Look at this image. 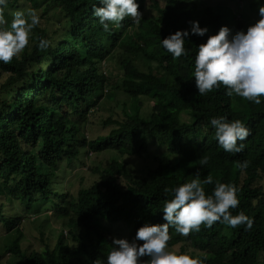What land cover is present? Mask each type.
<instances>
[{
  "label": "trees",
  "instance_id": "1",
  "mask_svg": "<svg viewBox=\"0 0 264 264\" xmlns=\"http://www.w3.org/2000/svg\"><path fill=\"white\" fill-rule=\"evenodd\" d=\"M42 1L7 0L0 14L10 25L13 13L24 11L23 2L37 12ZM47 1L41 17L53 11L58 18H67L69 34L59 40L57 31L40 27L39 22L31 32V47L8 64L0 62V219L13 200L29 204L40 196L58 209L59 216L70 215L66 225L71 237L68 240L62 233L53 248L42 238L44 249L31 253L22 251L18 239L6 247V253L18 256L15 264L106 261L114 237L110 228L131 223L134 238L144 224L164 223L163 204L172 198L171 189L188 182V175L195 178L197 170L201 180L207 175L213 178L212 184L204 185L206 195L216 181L236 185L240 203L230 211L233 215L243 211L253 226L245 230L243 225L230 228L219 222L211 228L201 225L186 239L175 237L170 227L168 248L179 245L178 253L193 256L201 264H264V187L260 183H264V97L260 104L235 94L228 97L223 85L201 96L192 76L198 46L221 26L234 34L236 18L228 19L232 13L208 8L206 16L199 17L189 0H137L138 23L126 17L121 27L110 25L104 31L92 14L94 6H102L99 0ZM147 1L157 12L154 16H142ZM241 1L248 4L246 9L234 0L242 21L247 13L259 16L257 0ZM193 20L209 32L204 37L190 35L185 41L188 55L173 59L161 40L177 30H190ZM41 38L49 41L44 50L37 47ZM117 56L122 72L113 78V69L107 75L101 65ZM118 92L126 99L110 108L102 122L110 132L88 141L81 135V123L89 110L103 99L113 102ZM220 115L239 119L250 130L241 152L219 147L210 119ZM148 136L167 148L163 161L172 172L167 184L157 181L151 171L142 179H131L111 154L107 168H94L98 180L80 190L77 199L52 190L57 185L56 172L78 159L81 148L112 151L121 157L139 155L148 148ZM205 156L207 163H202ZM238 161H247V167L241 169ZM119 178L131 183L124 185ZM4 185L11 200L2 198Z\"/></svg>",
  "mask_w": 264,
  "mask_h": 264
},
{
  "label": "clouds",
  "instance_id": "2",
  "mask_svg": "<svg viewBox=\"0 0 264 264\" xmlns=\"http://www.w3.org/2000/svg\"><path fill=\"white\" fill-rule=\"evenodd\" d=\"M189 1V6H196V9L200 10L198 7L203 6L201 1H205L208 3L207 5L211 6L222 5L223 0ZM6 3L7 0H0V6L6 5ZM99 3L102 6H94L92 14L98 18V22L104 31H109L110 25L115 28L121 27L122 21L126 17H131L133 23H138L141 19L137 0H99ZM257 4L259 19L254 24L249 25L246 31L239 30L233 34L228 26H221L215 35L208 36L206 42L198 46L192 76L195 78V87L199 95H205L223 85L226 89L225 95L228 97L235 94L251 103H261V98L264 97V3L257 0ZM2 12L3 8H0V13ZM37 13L35 9L17 10L13 13L10 25L0 14V62L8 64L29 45L32 29L40 22ZM189 24L190 30H177L161 40L162 47L171 54L173 59L188 55L190 49L185 47L186 38L190 35L204 37L209 32V29L201 27L198 21H189ZM48 46L49 41L47 39H39L37 44L39 49L44 50ZM105 69L110 70L111 67H105ZM103 72L106 73L104 70ZM210 124L214 128L219 147L225 152L239 153L243 150V142L250 135V130L241 120H229L226 115H220L211 118ZM81 135L83 136L84 133ZM87 140L90 141V139ZM106 152L110 154L112 151ZM91 153L94 152L91 151ZM79 159L81 158L78 157L76 160ZM207 159L206 156L203 157L202 163H207ZM237 164L241 169L247 167V161H238ZM64 166L67 165L64 164L62 170L56 172L57 185L53 184L52 190H59L61 193L75 198L68 191L63 192L62 190L63 186H66L65 179L64 181L61 180L66 172ZM150 171L152 170L143 171L141 176L145 177ZM127 175L131 179H137L128 172ZM119 181L124 185L128 182L131 183L123 178H119ZM212 183L211 175H207L201 180L199 170H197L195 178L171 189L172 198L166 199L163 204L162 219L165 221L164 223L144 224L136 230L135 237L131 241L126 238L113 237L106 261L97 258L93 264H201L197 258L186 253L168 250L170 227L181 236H188L190 232L200 231L201 225L205 228H211L217 222L230 228L243 225L245 230H249L253 226L252 218L243 211H239L235 215L230 211V209H236L240 203L237 196L239 188L232 183L216 181L211 194L206 195L203 185ZM3 187V190L7 189V185ZM164 191L167 193L169 189L165 188ZM7 193L6 190L4 194ZM9 198L11 200L13 196L10 195ZM39 203H43L40 212L50 211L46 214L52 217L54 210L58 215V209L54 208L46 199L37 196L34 203L21 204L32 213V221L36 218L32 210ZM50 208L53 209L50 210ZM5 211L6 209L2 219H0V224L6 233H17V236L11 243H7L2 250L0 249V257L6 254L12 255L6 253V247L13 242L19 239L21 243L22 231L20 229L23 218L21 215H11L7 219ZM69 217L70 215L67 218L69 219ZM16 219L18 222L15 221ZM8 224L13 225L11 230H8ZM140 241L143 243H139ZM16 257L18 258V256ZM144 257L148 259H142Z\"/></svg>",
  "mask_w": 264,
  "mask_h": 264
},
{
  "label": "rangeland",
  "instance_id": "3",
  "mask_svg": "<svg viewBox=\"0 0 264 264\" xmlns=\"http://www.w3.org/2000/svg\"><path fill=\"white\" fill-rule=\"evenodd\" d=\"M240 3L241 5L244 4V2L241 0ZM47 5L48 1L43 0L40 3L39 10L37 11L40 16V27L49 26V30L51 32L57 31L56 37L60 40L61 36L65 37L69 34L67 33L69 29V21L65 17L58 18L57 14L53 13V11L48 12L45 17H41V13L47 7ZM23 6L24 10L32 9V6L29 3L23 2ZM237 6L238 5L236 2H234V0H223L222 5H206L198 7L201 10V13L198 10L197 12L199 13L197 14V16H206V11L208 8H211L214 12H228V14L232 13L233 16L228 17V19L231 18L230 20H232V17H235V23L238 22L237 26H235L234 28V31H239L238 25H242L240 30L246 31L249 25L254 24L259 19V16H254L247 13V16L245 18H242V21L240 14L241 12L237 10ZM247 6L248 4L245 3L241 7L242 9H246ZM156 13L157 12L152 8L149 1H147L146 8L142 16L151 17ZM248 15H251V17ZM46 20H48V22ZM30 43L31 34L29 47H31ZM101 67L104 71H106L107 75H109L110 70L105 69V67H111L113 69L111 70V75L113 76V78H115L116 76H121L120 72H122V69L119 63L118 56L114 59H107L102 63ZM116 99H114L113 102L108 101V99H103L97 104L94 109H92L91 111L89 110L86 121L81 123V132L84 133L87 139L93 140L100 136L108 135L111 129L107 128L105 125H102V122L108 116V111H110V108L117 107V103L119 101L122 103L126 99V96L125 94L118 92ZM118 107L120 110L121 105H119ZM147 143V150L138 156L120 157L116 153L109 154L108 152L96 154L91 153V151L85 147L81 148L79 155L81 159L75 160L72 162V164L64 166L66 172L63 174L61 180L64 181L65 179L64 182L66 186H63V192L68 191L75 198H77L78 192L80 190L91 187L98 180V174H96L94 168H107V164L111 160L112 155H116L115 158L124 165L126 172L131 174L133 177L142 179L144 178L143 176H141V174H143V171L146 172L152 170L151 173L157 181H161L167 184L172 173L171 171H168L164 163L165 160L163 161V156L167 148L159 146L154 138L150 136L147 137ZM191 179H193V176L188 175L187 181L189 182ZM260 183L264 187V183H262L261 181ZM1 195L4 199H10L9 194L7 195V197L4 193ZM42 206L43 203H39L34 206L32 212L35 214L36 218L33 221L31 220V217L33 215L30 210L26 209L17 201H14L12 204H7L6 206L5 217L7 219L10 218L11 215H21V217L23 218L20 229L22 231L21 246L22 250L28 253L34 251H42L44 249V242L42 241V238L45 239V243H49L53 248L57 243V240L61 233H63L65 235V238L68 240L71 237L69 234L70 227L66 225L68 219L67 216H59L56 214V211L53 210L54 215L51 217L49 214H46L50 211L43 213L40 212ZM51 209L53 208H50V210ZM101 223L107 225L105 221H102ZM110 229L115 238H126L129 241H131L133 238V229L131 223L114 225ZM173 235L178 238H187V236H181L175 231H173ZM16 236L17 233H6L5 229L0 224V249L2 250L7 243H11L14 239H16ZM70 241L73 242V240ZM179 247L180 246L177 245L175 247L168 248V250L178 253ZM0 261H3L0 264H15L19 261V259L14 255L6 254L0 257Z\"/></svg>",
  "mask_w": 264,
  "mask_h": 264
}]
</instances>
